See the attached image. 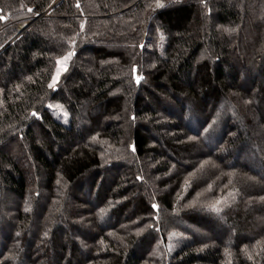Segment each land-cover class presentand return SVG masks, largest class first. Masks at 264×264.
<instances>
[{"label":"trees","instance_id":"16d2710c","mask_svg":"<svg viewBox=\"0 0 264 264\" xmlns=\"http://www.w3.org/2000/svg\"><path fill=\"white\" fill-rule=\"evenodd\" d=\"M0 201V264H264V0H0Z\"/></svg>","mask_w":264,"mask_h":264},{"label":"rangeland","instance_id":"374dc122","mask_svg":"<svg viewBox=\"0 0 264 264\" xmlns=\"http://www.w3.org/2000/svg\"><path fill=\"white\" fill-rule=\"evenodd\" d=\"M28 26H29V24L26 25L21 31H23V30H24L25 28H27ZM226 45H228L229 50H231V51H235V43H234V39L226 41ZM209 48H210V47L206 45V48H204V49L201 51L200 54H201V55L205 54V52H207V51L209 50ZM252 59L256 60L257 57L252 58ZM247 64H249V63L247 62ZM169 65H170V67H171V66L173 67V66H174V62L171 61V62L169 63ZM241 69H242L241 66L238 67V71H241ZM257 74H258V73H257L256 71H254V75H257ZM228 115H229V114H228V110L226 109V110H224V111L221 113L220 118H221V119H226ZM210 139H211V138H210ZM15 156L19 158V161H20L19 163H20V167H21V169H22V172H24L28 178H33V174L31 173V170H30L29 167H28L29 165H28V163H27V161H26V159H25L24 154H23V153H20V152H17V153H15ZM249 164H250L252 167H255V165L252 164V162H249ZM0 202H1V201H0ZM10 207H11L10 203H8V202L4 203V204H3V208H1V209H2V214H4V213H5ZM0 212H1V211H0Z\"/></svg>","mask_w":264,"mask_h":264},{"label":"snow or ice","instance_id":"6c2138e0","mask_svg":"<svg viewBox=\"0 0 264 264\" xmlns=\"http://www.w3.org/2000/svg\"><path fill=\"white\" fill-rule=\"evenodd\" d=\"M29 11H31V9H29ZM72 55H73V53H69L66 57H64V60L63 61H58V64H63L65 61H67L68 59H70ZM59 75H60V69L57 70V74L53 78V83L50 84L49 87H54L55 86L56 80L58 79ZM153 207H155V205Z\"/></svg>","mask_w":264,"mask_h":264},{"label":"water","instance_id":"95a60500","mask_svg":"<svg viewBox=\"0 0 264 264\" xmlns=\"http://www.w3.org/2000/svg\"><path fill=\"white\" fill-rule=\"evenodd\" d=\"M37 17H39V16H37Z\"/></svg>","mask_w":264,"mask_h":264}]
</instances>
